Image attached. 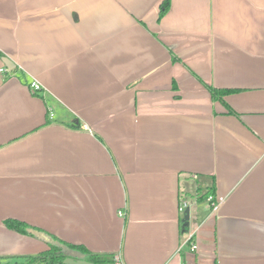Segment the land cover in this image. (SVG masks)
<instances>
[{
  "label": "crops",
  "instance_id": "crops-1",
  "mask_svg": "<svg viewBox=\"0 0 264 264\" xmlns=\"http://www.w3.org/2000/svg\"><path fill=\"white\" fill-rule=\"evenodd\" d=\"M163 2L0 0V257L264 264V0Z\"/></svg>",
  "mask_w": 264,
  "mask_h": 264
},
{
  "label": "trees",
  "instance_id": "trees-1",
  "mask_svg": "<svg viewBox=\"0 0 264 264\" xmlns=\"http://www.w3.org/2000/svg\"><path fill=\"white\" fill-rule=\"evenodd\" d=\"M171 3L170 0H164L161 4L160 9V18L165 15L168 10L170 9ZM30 84V82H28ZM209 91L212 94V97L217 100L224 101V96L233 90L231 89H217L211 85H207ZM210 194H215L213 188L202 196V198L208 197ZM6 224L15 230L19 231H26L28 225L17 220L8 219L6 220ZM55 242L50 243V248L37 255H30L26 257H18V258H11L16 259L19 264H66L64 260L69 257V251L72 250H79L82 253L86 254L87 260L93 262L94 264H113L115 259L114 254H100V253H92L86 250L81 245L69 244V243H62L57 239L54 240Z\"/></svg>",
  "mask_w": 264,
  "mask_h": 264
},
{
  "label": "built area",
  "instance_id": "built-area-1",
  "mask_svg": "<svg viewBox=\"0 0 264 264\" xmlns=\"http://www.w3.org/2000/svg\"><path fill=\"white\" fill-rule=\"evenodd\" d=\"M8 70L9 69H8L7 66H4L3 68H1L2 72H7ZM29 87H30L31 91H33V93H38L41 90H43L42 85L36 80L30 81ZM51 115H53V113ZM208 200L212 203L213 211L217 212L219 210V208H220V205H221V202L223 201V198H217L214 195H210ZM186 206H187L186 203L181 205V211H183ZM194 238H195V234L194 233H190V236L188 238V244L190 245V250L191 251H196L198 249V244H197L196 240H194ZM178 251L181 252L182 251V247H180L178 249ZM0 264H19V262L16 259L0 257ZM113 264H126V263H125L122 255L121 254H117L115 256ZM181 264H185V263H181Z\"/></svg>",
  "mask_w": 264,
  "mask_h": 264
},
{
  "label": "water",
  "instance_id": "water-1",
  "mask_svg": "<svg viewBox=\"0 0 264 264\" xmlns=\"http://www.w3.org/2000/svg\"><path fill=\"white\" fill-rule=\"evenodd\" d=\"M4 62L9 70L13 69L15 67V64L13 61H11L8 58L4 59ZM183 231H189L190 228V207H187L184 211V218H183V224H182ZM64 262L66 264H94L93 262H90L86 259H76L74 257H67Z\"/></svg>",
  "mask_w": 264,
  "mask_h": 264
}]
</instances>
